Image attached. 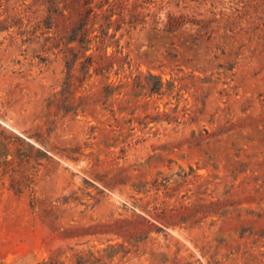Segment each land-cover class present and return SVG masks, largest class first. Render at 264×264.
Instances as JSON below:
<instances>
[{
  "label": "rangeland",
  "instance_id": "1",
  "mask_svg": "<svg viewBox=\"0 0 264 264\" xmlns=\"http://www.w3.org/2000/svg\"><path fill=\"white\" fill-rule=\"evenodd\" d=\"M144 5L210 36L138 24L96 73L4 21L0 264H264V0Z\"/></svg>",
  "mask_w": 264,
  "mask_h": 264
},
{
  "label": "trees",
  "instance_id": "2",
  "mask_svg": "<svg viewBox=\"0 0 264 264\" xmlns=\"http://www.w3.org/2000/svg\"><path fill=\"white\" fill-rule=\"evenodd\" d=\"M152 0H31L22 2L12 15L0 19V29L5 20L24 26L17 33L26 34L22 41L42 39L41 47L50 41L57 46L64 44L65 51L77 43L79 49L87 50L92 45L101 52L90 54L83 60L82 66H94L96 73L109 70L116 64V72L130 64L128 53L116 47L110 53L107 45H118L119 38L136 28L138 24L150 23L155 30L170 34H184L194 43L209 38L210 31L203 19L193 14L167 12L165 19H159L155 13L144 11V4ZM25 19V20H24ZM196 25V26H195ZM150 75H146L147 78ZM134 78H140L136 74ZM160 82V80H159Z\"/></svg>",
  "mask_w": 264,
  "mask_h": 264
}]
</instances>
